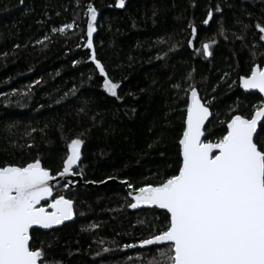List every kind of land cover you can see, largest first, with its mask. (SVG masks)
Here are the masks:
<instances>
[{"label":"trees","instance_id":"16d2710c","mask_svg":"<svg viewBox=\"0 0 264 264\" xmlns=\"http://www.w3.org/2000/svg\"><path fill=\"white\" fill-rule=\"evenodd\" d=\"M89 5L92 49L85 47ZM257 24L264 26V0H125L123 7L118 0H0V167L39 159L56 176L67 145L80 139L76 173L86 184H159L181 163L190 86L213 114L207 140L223 135L232 115L251 118L264 105L239 83L252 67L264 68ZM204 43L210 56L197 51ZM93 52L119 85L117 96L103 87ZM255 141L264 148V131ZM58 195L73 201L74 221L30 232V246L42 247L49 264L162 261L166 245L137 246L166 229V212L130 211L123 185L62 187Z\"/></svg>","mask_w":264,"mask_h":264},{"label":"snow or ice","instance_id":"6c2138e0","mask_svg":"<svg viewBox=\"0 0 264 264\" xmlns=\"http://www.w3.org/2000/svg\"><path fill=\"white\" fill-rule=\"evenodd\" d=\"M124 2L118 0V6L123 7ZM87 15L85 47L92 49L96 10L91 5ZM73 26L54 28L53 32L64 33ZM256 27L264 40V26ZM196 31L193 26V38ZM197 51L211 55L207 43ZM91 59L105 77V90L117 96L119 85L107 78L94 52ZM239 83L245 90L264 94V68L252 67ZM188 92L178 172L159 184H147L129 193L135 201L129 207L154 205L166 210L168 216L166 229L141 241V246L166 244L158 264H264V148L254 139V135L259 137L258 123L264 131V105L256 107L251 118L232 115L222 129L224 134L207 140L203 138L205 122L212 113L194 86ZM82 143L73 139L67 145L60 177L72 173L80 160ZM54 179L39 159L23 166L0 167V264H49L42 247L30 246V229L37 225L49 229L73 217L72 200L63 195L52 198L49 181ZM49 199L47 207L41 205Z\"/></svg>","mask_w":264,"mask_h":264},{"label":"water","instance_id":"95a60500","mask_svg":"<svg viewBox=\"0 0 264 264\" xmlns=\"http://www.w3.org/2000/svg\"><path fill=\"white\" fill-rule=\"evenodd\" d=\"M199 1V0H197ZM241 87V86H240ZM241 89L247 93V94H258L263 100H264V94H261L259 93L258 90H245L241 87ZM198 92V91H197ZM190 95V93H189ZM198 96L200 97L201 99V96L198 92ZM201 102L204 103L201 99ZM210 109V108H209ZM210 112L212 113V111L210 110ZM212 116L213 114L209 117V121H206L205 122V130H206V127L208 125V123L211 121L212 119ZM259 129H260V123H258V127H257V131L259 132ZM205 137H206V134H205ZM203 137V138H205ZM254 139L256 140V136L254 135ZM80 161H81V153H80V160L77 162L76 165L73 166V169H72V173L70 174H66L64 177H60L59 175H56L54 176L55 179L54 180H51L49 181V184L50 186H52V189H53V197L54 198V190L56 189H59V188H62V187H65V185H67L66 190H69V189H77L78 187H93V188H98V187H115V186H119V185H123L126 187L127 191L130 193V192H133V188H129L128 187V183H125V182H119L117 180H109V181H106L100 185H97V184H94V183H90V184H86L84 182V178L82 175L80 174H77L76 173V170L78 169V167L80 166ZM43 167V166H42ZM130 199L132 201V203H134L135 201L133 200L132 196H130ZM51 200L49 199L47 202L45 201H41V205L47 207V203H50ZM154 209H158V210H161V211H164L166 212V210H163V209H160L158 208L157 206H154V205H138L137 208L133 209L130 207V211L132 212H139V211H142V210H154ZM50 210V209H49ZM75 219V213H74V203H73V217L71 220H67V221H64L62 224L60 225H53L51 228L49 229H45V228H42L40 226H33L32 229H30V232L32 230H42V231H50L52 229H56V228H59L61 227L62 225L64 224H67V223H70L72 221H74ZM31 241V240H30ZM166 244H156V245H147V246H141V244H139L137 246V248L139 249H148V248H151V247H163L165 246Z\"/></svg>","mask_w":264,"mask_h":264}]
</instances>
